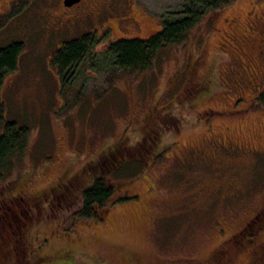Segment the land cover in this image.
<instances>
[{"label": "rangeland", "instance_id": "obj_1", "mask_svg": "<svg viewBox=\"0 0 264 264\" xmlns=\"http://www.w3.org/2000/svg\"><path fill=\"white\" fill-rule=\"evenodd\" d=\"M98 1L83 0L94 13L70 22L65 13L58 16L61 0H0V47L22 43L0 88L4 122L29 130L23 164L4 182L13 183L16 197L0 208V234L7 232L0 244L15 238L22 221L26 240L37 234L48 244L43 252L74 247V264H254L246 255L264 247L241 246L244 238L232 237L253 235L261 225L257 241H264V106L246 103L253 91L237 84L234 58L222 46L231 34L225 18L242 13L248 0L209 12L193 36L161 48L152 66L130 77L96 44L64 86L52 57L65 43L86 32L99 36V29L108 31L104 41L147 37L161 18H179L187 4ZM204 74L208 82L198 88L193 80ZM169 102L180 127L160 135L154 158L135 149L139 160L131 157L106 173L115 186L101 221L80 215L78 195L64 203L52 194L36 197L71 178L118 136L134 141L148 107ZM11 193H0L1 200ZM33 244L39 249L43 242ZM221 245L226 256L215 255Z\"/></svg>", "mask_w": 264, "mask_h": 264}, {"label": "trees", "instance_id": "obj_2", "mask_svg": "<svg viewBox=\"0 0 264 264\" xmlns=\"http://www.w3.org/2000/svg\"><path fill=\"white\" fill-rule=\"evenodd\" d=\"M186 1L187 4L182 9L179 18H161V27L149 36L120 37L114 40H108L107 46L103 51L105 54L113 57V66L116 69L122 70L129 77L135 72H142L148 69L152 66L161 48L171 44L181 45L186 39L193 36V31H195L199 23L209 20V16L207 15L209 12L222 8V6L229 4L232 0ZM106 33L108 31L103 30L102 36L97 37L94 32H86L81 37L65 43L57 55L52 57V62L55 63L61 83L64 86H69L71 79L75 76V67L83 59L84 55L89 52L90 48L94 47ZM21 49L22 43L17 41L0 47V88L3 82V75L7 71L16 68V62ZM179 50L181 49L179 48ZM197 76V79H194L193 82L198 85V88L204 82H208L207 74ZM204 93L207 95L208 92ZM261 100L264 103V95ZM169 104L160 107L151 104L141 121L134 141L122 135L118 136L110 145L105 146V149L98 156L91 159L84 168L81 167L78 171H75L71 178H66L65 181L58 180L54 182L51 189L41 191L36 197L52 194V196L54 195V197L59 199L63 197L61 199L64 203L63 199H72L74 194L78 195L80 215L85 216L84 218L86 219L91 218L95 222L101 221L108 208L104 203L109 200L115 186L106 177V173L116 169L123 162L132 159L131 157H134L133 153L135 149H143L147 157L153 155L151 158H154L156 155L153 152V148L159 142L160 135L164 132L171 133L170 131L172 129L176 130L180 127V124H178V119L180 118L172 112V107L175 104H172V102H169ZM4 112V104L0 99V183L4 184L0 193H5L6 195V193L12 192L11 189L14 188V185L11 181L6 184L4 182L16 168L23 164L29 130L25 125H17L14 121L4 122ZM151 134L155 137L152 138L153 140L150 138ZM134 159L139 160L137 157H134ZM6 197L4 198L5 200H1L0 198V208L7 201L6 199L15 202L14 197L16 196L13 193ZM118 199L120 198H117L116 201ZM261 216H264V207L261 210ZM260 222L264 223V218ZM258 226L259 228H255L253 235L239 233L232 238L236 239L238 235L244 238L238 242L241 246L255 242L256 244L253 243V245L258 244L260 247H264V241H257L261 225ZM21 231L23 235L18 241H16L17 235L12 233L15 236L12 239V242H15L14 246L9 245L5 249L2 248L5 246L0 244V264H9L10 260H13L12 264H46V261L50 262V260L55 261L48 264L75 263L74 247H65L52 253L43 252V250L47 249L48 244L45 245V240L42 236L35 234L33 239L31 237V239L26 240L27 233L25 231L23 232V229ZM246 237H248L247 241ZM35 239L39 243L43 242L39 249L33 244V240ZM1 241L2 239L0 237V243ZM2 249L6 250L4 255L2 254ZM220 253L226 256L228 251L225 252L224 246L221 245L215 255ZM251 254L246 256L251 258L252 263L255 264L254 260L257 261V259H260L259 262L263 263L264 251L255 249Z\"/></svg>", "mask_w": 264, "mask_h": 264}, {"label": "flooded vegetation", "instance_id": "obj_3", "mask_svg": "<svg viewBox=\"0 0 264 264\" xmlns=\"http://www.w3.org/2000/svg\"><path fill=\"white\" fill-rule=\"evenodd\" d=\"M89 1L93 3L99 2L98 0ZM82 2L83 0H79L67 6L61 0V6L65 12L62 10L58 16L65 13V18L70 20V22L90 18L94 10L93 8H87V4L85 7L82 6ZM75 8L79 11L78 13H68L71 9L75 10ZM225 20L228 28L231 29V34L228 35L230 39H225L222 46L224 50L228 49L230 55L234 58L235 67L232 70L237 74V84L240 83L242 87L246 86L253 91V95L246 102L249 106L251 102L253 105L260 104L264 106L261 100L264 95V0H248L242 13L236 11V13L234 12L231 16L226 17ZM99 33L100 35L97 37L102 36L103 30L99 29ZM107 42L108 40L104 41L102 38L97 43V45L101 44L102 47L98 51H103L107 46ZM97 45L94 47L96 48ZM19 197L21 198V196ZM11 203L14 202L12 201ZM6 208L8 210L9 206ZM22 209L25 210V206H22ZM4 214L9 216L7 212H4ZM27 217L30 216L27 215L25 218ZM21 225L22 221L17 226V231H12V233L17 235L16 241L23 235L20 229ZM6 234L7 232L4 235ZM4 235L0 234L2 240H5ZM12 244V241H10L4 246L7 247Z\"/></svg>", "mask_w": 264, "mask_h": 264}, {"label": "water", "instance_id": "obj_4", "mask_svg": "<svg viewBox=\"0 0 264 264\" xmlns=\"http://www.w3.org/2000/svg\"><path fill=\"white\" fill-rule=\"evenodd\" d=\"M79 0H63L64 4L69 6L72 5L73 3L77 2Z\"/></svg>", "mask_w": 264, "mask_h": 264}]
</instances>
